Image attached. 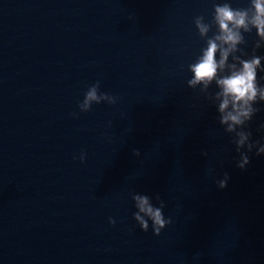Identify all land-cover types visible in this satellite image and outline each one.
<instances>
[{
  "label": "water",
  "instance_id": "95a60500",
  "mask_svg": "<svg viewBox=\"0 0 264 264\" xmlns=\"http://www.w3.org/2000/svg\"><path fill=\"white\" fill-rule=\"evenodd\" d=\"M224 2L250 4L0 0V264H264V102L236 126L260 142L242 170L221 89L188 85L218 31L201 37L194 19ZM241 32L242 58L264 57L255 28ZM97 81L115 103L82 112ZM136 195L165 201L159 236Z\"/></svg>",
  "mask_w": 264,
  "mask_h": 264
},
{
  "label": "clouds",
  "instance_id": "9594fccd",
  "mask_svg": "<svg viewBox=\"0 0 264 264\" xmlns=\"http://www.w3.org/2000/svg\"><path fill=\"white\" fill-rule=\"evenodd\" d=\"M213 8L214 12L210 23H204L203 16H197L194 19L201 37L207 36L211 24L218 25V31L207 39V47L201 50L202 54L197 58V62L189 66L194 75L192 79L188 80V85L195 87L202 83L204 89H207L215 80L221 89L216 94L217 98L222 97L219 104V111L222 113L220 122L227 125L226 130L228 132H236V126L245 125L259 111L254 105L258 102H264V85H261L257 78V69L264 57L253 55L251 59H244L242 56L247 55V53L238 47V45L245 43L241 29L244 33H250L255 28L260 37V40L255 43V48H259L261 43H264V0H250V4L246 8H233L229 2L214 4ZM237 52H240L241 55H233L232 59L238 63L229 64V55ZM217 53H219V59H217ZM226 68L228 74L218 76V70L223 73ZM260 71L264 72V67H261ZM99 87L100 83L97 81L96 84L88 88L83 102L79 104L82 112L89 111L93 102L99 104L101 100L107 99L110 103H115V98L100 93ZM229 105H231V110H229ZM236 135L239 137L235 141L237 151H240L247 143V152H240V160L237 163V166L244 170L250 163L248 153H251L260 142H249L252 136L249 131H239L236 132ZM134 154L139 155V151H135ZM261 154H264V145L256 150L257 156ZM202 155H206V153H202ZM84 158L85 154L82 153L80 156L82 163ZM228 179V174L225 173L224 179L218 181L219 188L227 187ZM133 199L139 209L138 212L134 213V217L145 232L149 228L148 220L145 217L152 221L153 233L157 236L160 235L162 229L172 222L170 218H165L163 214L165 201L159 196H157L159 207H153L148 196L136 195ZM109 222L115 224L111 218Z\"/></svg>",
  "mask_w": 264,
  "mask_h": 264
}]
</instances>
